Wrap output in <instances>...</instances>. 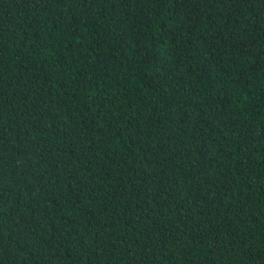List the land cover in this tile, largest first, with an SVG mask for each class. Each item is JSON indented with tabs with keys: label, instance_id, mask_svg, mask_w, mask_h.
Segmentation results:
<instances>
[{
	"label": "trees",
	"instance_id": "1",
	"mask_svg": "<svg viewBox=\"0 0 264 264\" xmlns=\"http://www.w3.org/2000/svg\"><path fill=\"white\" fill-rule=\"evenodd\" d=\"M0 264H264V0H0Z\"/></svg>",
	"mask_w": 264,
	"mask_h": 264
}]
</instances>
